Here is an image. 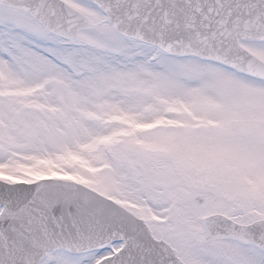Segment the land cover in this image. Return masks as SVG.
Wrapping results in <instances>:
<instances>
[{"label": "snow or ice", "instance_id": "6c2138e0", "mask_svg": "<svg viewBox=\"0 0 264 264\" xmlns=\"http://www.w3.org/2000/svg\"><path fill=\"white\" fill-rule=\"evenodd\" d=\"M0 264H264V0H0Z\"/></svg>", "mask_w": 264, "mask_h": 264}]
</instances>
